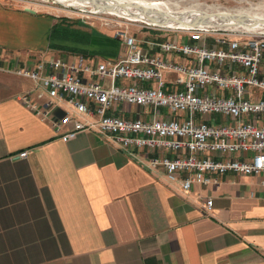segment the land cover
<instances>
[{"label": "crops", "instance_id": "crops-1", "mask_svg": "<svg viewBox=\"0 0 264 264\" xmlns=\"http://www.w3.org/2000/svg\"><path fill=\"white\" fill-rule=\"evenodd\" d=\"M180 35V41L189 39ZM168 37L173 35L137 38L155 54L157 43ZM24 45L35 51L14 53ZM125 52L114 31L95 21L0 2V264H264V172L214 173L218 182L184 190L163 166H147L150 152L144 148L124 149L96 129L62 139L50 121L18 98L35 89V81L7 69L79 56L96 66L117 61ZM165 57L192 62L178 51ZM176 76L164 70L168 89L182 86ZM109 112L143 119L170 115L160 107L123 100ZM228 117L264 124V112ZM24 149L28 154L23 157ZM208 197L211 209L205 206Z\"/></svg>", "mask_w": 264, "mask_h": 264}, {"label": "built area", "instance_id": "built-area-1", "mask_svg": "<svg viewBox=\"0 0 264 264\" xmlns=\"http://www.w3.org/2000/svg\"><path fill=\"white\" fill-rule=\"evenodd\" d=\"M146 26L171 27L152 22ZM174 28L186 31L189 39L168 37L157 43L160 52L155 54L143 49L128 29L117 28L114 34L126 46L125 55L117 61L91 66L79 56L75 60L43 59L33 67L7 69L35 81L37 92L31 88L18 98L42 120L50 121L62 139L96 129L124 149L144 148L150 152L147 166H163L168 178L179 179L184 190L194 183L218 182L214 173H263L264 124L257 119L217 123L197 114L220 112L239 118L264 112V94H258L264 91V29ZM176 51L192 62L165 57V53ZM164 70L177 72L175 82L182 86L168 89ZM87 72L110 83L89 78ZM117 79L150 84L118 83ZM121 100L165 106L170 115L143 119L110 113L112 104ZM60 108L64 110L55 114ZM27 154V149L19 153L23 157ZM260 183L264 187V176ZM212 203L208 197L206 208L211 209Z\"/></svg>", "mask_w": 264, "mask_h": 264}, {"label": "rangeland", "instance_id": "rangeland-1", "mask_svg": "<svg viewBox=\"0 0 264 264\" xmlns=\"http://www.w3.org/2000/svg\"><path fill=\"white\" fill-rule=\"evenodd\" d=\"M166 1L165 8L167 6L175 11H183L186 9L197 8V10H205L208 12H216L219 10L231 11V12H239V11H250V12H258L259 14H264V0H164ZM6 5L16 6V7H32L36 10L40 11H48L56 16H64L71 15L77 17H83L89 21H95L96 25H100L101 27H106V29H112L113 31L117 28H125L128 29L131 33H133L136 37L143 39L146 34L152 35L159 34L160 32L164 35H179L183 34V36H187L188 33L183 30H179L174 27H162V28H154L156 31L150 29L149 26H146V22L142 20H133L129 17L123 16L120 13H112L107 11H99L95 12L92 10L90 5L81 6V5H71L68 4V1H60V0H0ZM171 4V5H169ZM173 5V6H172ZM191 8V9H192ZM107 12V13H106ZM198 12V11H197ZM159 31V32H158ZM213 35L218 33H212ZM209 37V36H208ZM32 46H17L14 53L23 54L26 51H35ZM2 51V50H1ZM5 52V51H3ZM7 53H11L8 51ZM37 54L39 52H32ZM32 59V58H31ZM31 66V65H30ZM11 74V73H10ZM12 76H16L15 74H11ZM25 78V77H21ZM26 79V78H25ZM29 80V79H28ZM264 92V91H262ZM142 108V107H141ZM152 111L151 107H149ZM160 111L168 112V109L165 106L160 107ZM203 116L204 118H214L215 121L226 122L228 120V116L223 113L211 112V113H203L199 116Z\"/></svg>", "mask_w": 264, "mask_h": 264}, {"label": "water", "instance_id": "water-1", "mask_svg": "<svg viewBox=\"0 0 264 264\" xmlns=\"http://www.w3.org/2000/svg\"><path fill=\"white\" fill-rule=\"evenodd\" d=\"M92 2V4L96 8H101L99 11H112L117 8H125L126 6L131 3V5L140 8L141 13L146 16L148 22L156 23L159 25H166L171 27H187V26H197V25H207V26H214V27H236V28H242L247 23H257V21L264 22L263 16H255L251 14L250 12L246 11H239V12H229L225 10H219L216 12H208L205 10H196L193 11H182L178 13H171L168 10L158 8L154 9L152 7H149L145 4H141L139 2H125L120 0H89ZM27 10H30L32 12L35 11L32 7H26ZM95 11V10H94ZM198 11V12H195ZM95 12H98L96 10ZM190 16L189 20L185 19L183 17V14ZM194 13V14H193ZM212 15H217L221 17V19L218 21L219 24H215L216 22L210 23L209 17ZM250 18L251 22H248L247 19ZM168 19H173L177 22H179L181 25H170L167 23ZM232 21V22H230ZM252 29H264V27L261 28H252Z\"/></svg>", "mask_w": 264, "mask_h": 264}, {"label": "bare ground", "instance_id": "bare-ground-1", "mask_svg": "<svg viewBox=\"0 0 264 264\" xmlns=\"http://www.w3.org/2000/svg\"><path fill=\"white\" fill-rule=\"evenodd\" d=\"M60 1H68L67 2V5L68 4H71V5H81V6H87V5H90L92 7V10H99L101 8H96L92 2H90L89 0H60ZM120 1H125V2H139L141 4H145L149 7H152L154 9H158V8H162V9H165V10H168L169 12L171 13H178V11H175V10H172L171 8H169L167 6V8H165V5L166 4V1L164 0H120ZM171 5V4H169ZM173 6V5H172ZM192 8V6H191ZM186 9L184 11H193L194 9L197 10V8H192V9ZM243 11V10H242ZM107 12H112V13H120L122 14L123 16H126V17H129L130 19H133V20H142V21H145V22H148L147 21V18L145 15L143 14H140L141 13V10L140 8L138 7H135L133 5H131V3H129L128 6H126L125 8H117L115 10H112V11H107ZM106 12V13H107ZM179 12H182V11H179ZM197 12V11H195ZM231 12V11H229ZM248 12V11H247ZM250 12V11H249ZM251 14L255 15V16H263L264 17V14H259L258 12H250ZM194 14V13H193ZM183 17L187 20H189L190 16L188 15H185V13L183 14ZM221 19V17L217 16V15H212L209 17V22L213 24V22H216L215 24H219V20ZM248 22H251V19L248 18L247 19ZM232 22V21H230ZM167 23L170 24V25H181L179 22L173 20V19H168L167 20ZM245 26H247L249 29H252V28H261V27H264V22H260V21H257V23H247ZM169 28V27H168Z\"/></svg>", "mask_w": 264, "mask_h": 264}]
</instances>
